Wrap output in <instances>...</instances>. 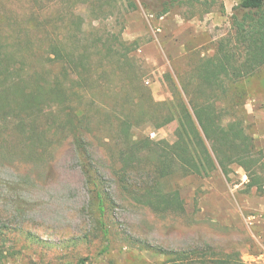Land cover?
<instances>
[{
	"label": "rangeland",
	"instance_id": "rangeland-1",
	"mask_svg": "<svg viewBox=\"0 0 264 264\" xmlns=\"http://www.w3.org/2000/svg\"><path fill=\"white\" fill-rule=\"evenodd\" d=\"M120 1L123 16L94 21L79 2L73 7L64 0L61 7L75 8V19H82V32L75 31L80 42L92 43L94 33L108 41L118 31L124 40L136 41L132 56L144 85L156 100L170 103L174 98L166 75L181 90L193 66L214 55L221 39L233 36V7L240 0H221L224 7L218 1L195 16L192 8L175 6L158 18L143 0H133L134 10L126 8L128 0ZM34 10L29 0H0V28L15 26L17 14L30 24ZM106 76L99 77L94 90L98 103L88 99L84 103L91 118L86 121L90 131L85 151L59 135L61 142L45 165L24 160L6 164L0 158V264H66L82 258L86 264H216L214 258L227 254H240L246 264H264V65L227 82L211 99L222 123L243 120L256 148L263 151L257 168L262 188H248L247 174L236 164L227 177L217 169L208 176L161 180L167 190L179 188L185 201L183 213H157L134 201L120 181L116 170L121 164L116 158L123 138L102 104H115L124 112L130 106L122 102L121 79ZM140 124L132 130L135 136L176 140L177 118L161 127L155 126V120ZM147 170L148 166L130 172V188L148 175Z\"/></svg>",
	"mask_w": 264,
	"mask_h": 264
},
{
	"label": "trees",
	"instance_id": "trees-1",
	"mask_svg": "<svg viewBox=\"0 0 264 264\" xmlns=\"http://www.w3.org/2000/svg\"><path fill=\"white\" fill-rule=\"evenodd\" d=\"M29 1L36 7L29 17L30 24H25L17 14L15 26L0 28L1 162L24 160L34 166L45 165L61 142L59 135L71 138L77 150L85 151L90 131L86 121L90 123L91 118L84 103L97 104L94 90L99 77L115 75L125 87L122 102L130 107L127 112L115 104L106 103L102 107L118 136L123 138L116 158L121 165L116 173L134 201L157 213H183L185 201L179 188L167 190L161 180L175 175L208 176L217 169L227 177L234 164L247 174L248 188H262L257 168L263 151L256 148L243 120L223 124L211 99L215 90L226 88L227 82L249 76L264 65V0H240L233 7V36L221 39L214 55L201 58L193 66L190 79L181 82V90L166 75L174 98L170 103L156 100L151 89L144 85L132 56L138 47L136 41L124 40L120 31L112 32L108 41L95 33V41L90 44L77 39L75 31L82 32V19H75V3L85 5L94 21L107 15L123 16L120 0H74V4L69 0V5H73L69 9L61 7L64 0ZM218 1L224 7L221 0H143V3L158 18L175 6H188L193 9L191 16H195ZM125 6L128 10L137 8L133 0H128ZM154 6L157 10L152 9ZM105 59L107 63H103ZM176 118L174 142L135 136L132 131L141 125L140 120H155V126L161 127ZM147 166L148 175L130 188V172ZM212 261L246 264L240 254L236 257L227 254ZM66 264H86V259Z\"/></svg>",
	"mask_w": 264,
	"mask_h": 264
},
{
	"label": "built area",
	"instance_id": "built-area-1",
	"mask_svg": "<svg viewBox=\"0 0 264 264\" xmlns=\"http://www.w3.org/2000/svg\"><path fill=\"white\" fill-rule=\"evenodd\" d=\"M152 135H154V133Z\"/></svg>",
	"mask_w": 264,
	"mask_h": 264
}]
</instances>
